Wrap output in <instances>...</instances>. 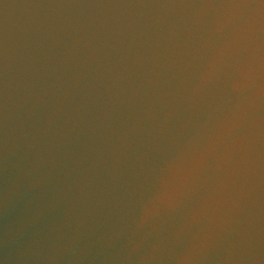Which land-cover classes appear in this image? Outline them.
I'll use <instances>...</instances> for the list:
<instances>
[{
  "label": "water",
  "instance_id": "1",
  "mask_svg": "<svg viewBox=\"0 0 264 264\" xmlns=\"http://www.w3.org/2000/svg\"><path fill=\"white\" fill-rule=\"evenodd\" d=\"M0 264H264V0H0Z\"/></svg>",
  "mask_w": 264,
  "mask_h": 264
}]
</instances>
